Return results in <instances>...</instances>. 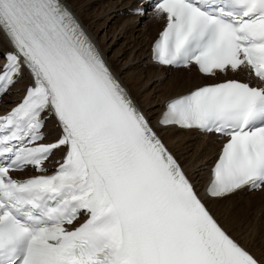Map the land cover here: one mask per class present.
I'll list each match as a JSON object with an SVG mask.
<instances>
[{
	"label": "snow or ice",
	"instance_id": "6c2138e0",
	"mask_svg": "<svg viewBox=\"0 0 264 264\" xmlns=\"http://www.w3.org/2000/svg\"><path fill=\"white\" fill-rule=\"evenodd\" d=\"M154 8L166 21L157 62L211 76L243 67L264 84V0ZM0 32L10 43L0 96L25 69L32 78L0 115V264H264L213 216L63 0H0ZM163 108L160 125L225 138L207 196L264 187V86L227 79ZM45 112L61 129L50 143L41 142ZM61 148L53 174L11 175L48 171Z\"/></svg>",
	"mask_w": 264,
	"mask_h": 264
},
{
	"label": "bare ground",
	"instance_id": "6f19581e",
	"mask_svg": "<svg viewBox=\"0 0 264 264\" xmlns=\"http://www.w3.org/2000/svg\"><path fill=\"white\" fill-rule=\"evenodd\" d=\"M67 1L70 2V0ZM136 1L137 0H109L107 1L109 2L107 9L103 7L104 12H107V14L101 16L102 20H107L110 18V15L118 16L119 14H117L116 11H124V22L121 24V21L117 25L121 27L119 35L124 38V49L115 51L112 54H110V42L104 41V34L101 38L99 37L100 28L104 25L98 20L92 24L88 23V17H86L87 13L85 18H83L81 14L75 10L74 3L72 4L70 2V5L68 2L67 3L70 9L79 17L80 22L85 29L88 30L91 37L96 41L115 74L127 86L150 120L154 122L158 112L162 110L165 100L183 94L195 86L209 83L216 79L202 77L194 68L188 70H174V74L171 77H168L166 75V69L150 64L147 60V54L144 52V48H140L139 45L140 43L142 44L145 42L148 38L145 46H149L150 41L160 28L161 22L157 16H153V26H148L150 23L146 25L147 32H145V38L141 41L137 39L134 30L137 28L135 20L138 18L139 14L136 15L129 13V8L135 6ZM94 2H101V0H91L90 4ZM110 11H112V14L109 13ZM98 15L99 14H97V16ZM95 25L96 27L94 28ZM151 27L153 30L149 33ZM114 29L117 30V27ZM143 29L137 28V30ZM0 61L3 62L4 59L0 58ZM136 61L138 62L136 63ZM142 61H144V64H142ZM131 62L135 63L131 64ZM127 65L128 67L124 70V66ZM221 78L222 77H220V79ZM17 87H20V83H17L14 88ZM11 97L12 94L9 96L7 95L5 99L9 100ZM48 126H50V123ZM159 131L165 143L176 154L184 170L194 182L195 187L200 189L201 184L206 179L207 167L217 150L218 145L215 140L211 137H201L202 139L198 141L196 138L200 136L193 133L192 130L161 128ZM242 193L243 192H239L221 199L206 198V203L223 227L239 242L241 241L240 243L250 250L256 257L264 262V254L262 256L256 253V251L246 243V239L251 242H257L260 239L259 235L262 233L263 228H261V224L264 218V194L261 191L259 193L253 192L247 196H243ZM236 196H240V199L239 201L231 200V207L219 205V202L226 201ZM256 200V211H258L257 213L260 212L259 217L258 215L250 214L251 205L253 208ZM259 203H261L262 207L259 206ZM260 221L261 224L259 223ZM235 225L238 226L236 227ZM240 231L241 236L245 234L242 239L238 236L240 235L238 234Z\"/></svg>",
	"mask_w": 264,
	"mask_h": 264
},
{
	"label": "rangeland",
	"instance_id": "374dc122",
	"mask_svg": "<svg viewBox=\"0 0 264 264\" xmlns=\"http://www.w3.org/2000/svg\"><path fill=\"white\" fill-rule=\"evenodd\" d=\"M107 1H109V0H101V2H94V3L90 4L91 0H70V2L72 4L74 3L73 5H74L75 10H77L81 14V16L83 18H85L86 13H87L86 17H88V19H87L88 23L92 24L93 22L98 20L99 22H101L104 25V26H101V28H100L99 37L101 38L102 35L104 34V36H105L104 37V41L105 42H110L109 48H110V52H111L110 54H112L115 51H120V50L124 49V38L121 35H119V31H120L121 27L117 26L119 24V22L122 21L121 24L124 22V11L123 10H121L119 12L116 11L117 14H119L118 16H111L110 15V18H108L107 20H105V19L102 20L101 16L107 14V12H104V8L107 9L108 4H109V2H107ZM70 2H68L69 5H70ZM116 12H114V13H116ZM109 13L112 14V11H110ZM97 14H99V15L97 16ZM136 15H138V14H136ZM153 20H154V18H149V20H148L147 17H144L142 15L139 16L138 18H136L135 23L137 24V28L138 29L145 28L143 30H137V28H136V30H134V34L136 35L137 39H139L141 41L142 39L145 38V32H147L146 25L150 23L148 26H151V25L153 26ZM95 27H96V25L94 26V28ZM115 27H117V30L114 29ZM152 30H153V28L151 27V29L149 30L150 32L149 31L148 32L151 33ZM147 41H148V38L146 39L145 42H143L142 44L140 43V45H139L140 48H144V52L146 54H147V47L145 46V44H146ZM137 62L138 61H136V63ZM133 63H135V62H131V64H133ZM142 64H144V61H142ZM127 67H128V65L124 66V68L123 67L122 68L124 70H126ZM173 74H174V70L166 73V75L168 77H171ZM142 81H144V80H142ZM196 139H198V141H200L202 138L201 137H197ZM194 143H196V142H194ZM247 195H249V194H247ZM247 195H243V196H247ZM239 197L240 196H238V197L236 196V197H233V198L228 199L226 201L219 202V205H224V207H231L232 206V205H230L231 202H232L231 200L239 201V199H240ZM256 204H257V200H256L255 205H253V208H252V205H251L250 214L251 215H256V216L258 215V217H259L260 216V212L257 213L258 211H256V207H257ZM259 204H260L259 206L262 207L261 203H259ZM220 216H222V215H220ZM261 221L259 222L260 224H261ZM261 225H262L261 228L262 227L263 228H262V233L259 235L260 239L257 242H251V241L246 239V243L252 249H254L256 251V253H258V254L263 256V254H264V248H263L264 247V218H263V222H262ZM235 226L237 227L238 225H235ZM238 234H240L238 236L241 239L244 238L243 236H245V234H243L241 236V231H240V233L238 232ZM251 245H253V246H251Z\"/></svg>",
	"mask_w": 264,
	"mask_h": 264
}]
</instances>
